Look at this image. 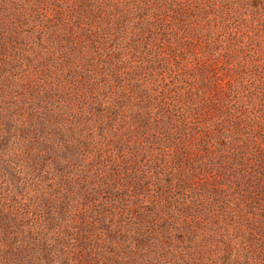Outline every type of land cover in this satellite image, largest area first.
Returning a JSON list of instances; mask_svg holds the SVG:
<instances>
[{
    "label": "rangeland",
    "instance_id": "obj_1",
    "mask_svg": "<svg viewBox=\"0 0 264 264\" xmlns=\"http://www.w3.org/2000/svg\"><path fill=\"white\" fill-rule=\"evenodd\" d=\"M1 5L8 6L3 12L19 9V17L4 32L11 35L9 48L0 51V218L20 203L43 199L48 227L65 221L74 227L64 234L80 257L72 261L65 256L57 264H104L105 257L115 264L110 252L99 253L107 246L104 226L128 223L131 213L148 216L150 202L158 201V211L167 210L170 216L160 227L183 229L177 213L181 202L190 201L191 209L207 205L210 211L193 244L186 233L174 230L185 241L167 242L163 256L153 263L137 250L141 264H264V0H0ZM65 18L72 23L63 34L74 29L81 46L47 41L61 31L57 26H64ZM180 18L185 21L175 23ZM8 19L4 14L2 21ZM98 40L103 42L96 44ZM61 45L70 47L66 55ZM82 49L97 56L87 61ZM68 57L87 71L69 66ZM47 65L55 82L85 75L97 80L93 86L77 84L85 90L84 102L70 103L82 128L76 158L70 135L63 136L57 123L47 135L35 120L41 106L30 105L35 98L28 93L50 88ZM171 125H182L179 136L170 138L179 145L167 137ZM46 136L53 140L45 146ZM48 147L59 149L54 155L58 162L74 151L73 168L45 162ZM87 151L95 157L91 178L99 187L91 199L85 185L71 196L59 172L76 177L79 165L88 168ZM177 153L185 156L183 163H176ZM165 163H171L174 174L158 185L156 169ZM59 184L60 194L49 199L51 188ZM172 196L178 201L176 214L167 204ZM112 210L116 215L110 216ZM65 213L73 215L61 218ZM86 232L93 248L80 252L77 245ZM117 242L123 240L118 237ZM82 253L92 260L83 261Z\"/></svg>",
    "mask_w": 264,
    "mask_h": 264
},
{
    "label": "trees",
    "instance_id": "obj_2",
    "mask_svg": "<svg viewBox=\"0 0 264 264\" xmlns=\"http://www.w3.org/2000/svg\"><path fill=\"white\" fill-rule=\"evenodd\" d=\"M12 5H17L16 3H13ZM8 7V6H3L1 5L0 7V32H2L0 35V44H1V49L0 51H5L7 48H9V41L11 39V35H5L4 32L7 31L8 27L12 25V23L15 24L16 18L19 17L18 15V10L15 8V11L10 10L3 12V8ZM11 7V6H10ZM19 8V7H18ZM166 8V7H165ZM23 10V8L20 9V12ZM165 12L167 9H164ZM170 12L167 11V13ZM25 11H22V16L25 17ZM9 18L8 22L7 21H2L3 16ZM61 16H64L63 14ZM183 17V15H181ZM89 18V17H88ZM145 20V19H144ZM147 22H151L152 19L146 18ZM80 23L83 22L85 25V20L83 17L79 19ZM185 20L183 19H176V22H183ZM72 21L68 20L65 18L62 22V27L57 26L58 30L61 31H56V35L50 34L47 38V41L51 42H58L62 44H69L70 45H75V46H81V44H78L75 40L76 38V31L74 29H71L69 35L63 34V32L67 29L68 24H71ZM92 24V23H91ZM84 25H81L80 29L84 30ZM9 30V29H8ZM152 32V31H150ZM153 33V32H152ZM57 38H60L57 40ZM126 41V39H124ZM171 40V39H170ZM169 42L171 43V41ZM103 40H98L97 43H102ZM128 46V45H127ZM55 46H51V49ZM64 48V49H61ZM60 51L61 54H65L68 52V49L70 47H65V45H61ZM67 50V52L65 51ZM69 54V53H68ZM82 58L86 59L89 61L91 57L97 56V55H91V53L85 52L83 49L81 51ZM1 56V55H0ZM3 56V55H2ZM69 56H71L69 54ZM70 57L67 58V60ZM66 62V61H65ZM69 66H74L77 70H83L82 65L80 64L79 61H71L67 63ZM108 64V63H107ZM105 64V65H107ZM57 68V67H56ZM56 68L54 70H56ZM121 66L117 64V69H120ZM87 71V69H84ZM95 68L91 69V71H94ZM47 71H53V68L49 65L44 70V74L46 76V82L48 80V83L50 85V88L46 89H40L36 88L35 91H31V93H28V88H25V94L28 93L30 96H34L35 100L32 101V105L39 104L41 106L40 108L37 106L35 111L37 112V115L35 116V120L39 121V126L41 129L47 132V135H49V128L53 127L55 123L56 128H59L60 132H62L63 136H69L70 138V143L74 145L76 150L75 158L78 156L77 152L80 151L79 148V138L81 140V135H82V128L80 126V123L78 119L76 118V114H74L73 110V105L71 106L70 103H72L74 100L81 103L84 102L83 96L85 95V90L80 89L78 85L80 86H93L96 85V79L95 77H92L91 75H85L83 76L82 80H79L77 77L76 78H69L66 79L65 81L61 82H55L53 80L54 77H52L51 74H48ZM91 81H88L87 79H91ZM91 85H90V84ZM96 83V84H95ZM47 84V83H46ZM4 91V90H3ZM67 92L70 94L69 97H65ZM54 93V94H53ZM65 93V95H63ZM56 95L59 96V100H56ZM38 97H43L42 102L39 103L37 102ZM51 98L54 101L46 100ZM56 98V99H55ZM55 102H59L60 105H55ZM54 103V104H53ZM41 104H45V106H42ZM47 112V113H46ZM187 113V112H184ZM49 117V121H48ZM57 117V118H56ZM186 120L182 121L185 122ZM201 119L198 120L197 124H201ZM59 124L60 125L59 127ZM165 122H159V126H163ZM184 129H185V123L183 124ZM171 128V129H170ZM168 131V139L170 141V138H173L174 136H179L177 135V132L182 131V125L178 128H174V125H171ZM174 128V129H173ZM198 131L201 130V127L197 128ZM54 133H50V135H53ZM196 135V133H193ZM61 136V134H58ZM197 136V135H196ZM53 140V137H48L43 140V144L46 146ZM167 139V138H166ZM171 144L179 145L180 142L176 140L170 141ZM81 146V145H80ZM181 148V147H180ZM57 149V148H56ZM56 149L52 148L49 149V147L46 150L45 159L44 161L49 163L50 165H54L56 163H59V165H63L65 167H69V165L73 166L74 164V151L69 150L71 155L68 157H64L65 161L58 162L56 161V157L54 156L56 154ZM170 150V148H168ZM178 149V148H177ZM59 150V149H57ZM182 150V148H181ZM169 151H164V155L167 154ZM67 154V153H66ZM68 155V154H67ZM92 154L87 151V153L83 156L85 161L88 160V168H83V166L79 165L78 167L81 169H77V173H75L76 177L73 176V174H67L66 171L62 170L59 171L60 177H61V182H63L67 188V191L70 192L71 196H74V194H77L80 192L82 189L83 185L86 186V194L88 195L87 198L91 199L93 195H95L99 191V187H95L93 185L94 180H92L91 177H93L92 172H96V160L95 157H91ZM44 157V154L43 156ZM82 157V158H83ZM173 159H175V155L172 156ZM74 158V159H73ZM184 155H180L177 153V158H176V163H183L184 162ZM101 160V159H100ZM103 161V160H102ZM209 169V163L207 162L206 164ZM46 166V165H45ZM171 163L167 164L165 163L164 165L161 164L156 170L158 173L161 174L160 178L158 177L159 184L161 185L166 181L168 176H173L174 172L171 170ZM21 170V169H20ZM167 171L166 174L163 173L162 171ZM45 171V172H50ZM54 172V171H52ZM79 173V174H78ZM51 177V176H50ZM47 177V180H51L52 184H56V180L54 178ZM168 181V180H167ZM180 182H183L180 178ZM38 184V182L36 183ZM48 187H51L50 185ZM60 188L61 185L59 184V188H51V192L48 194V198L53 199L54 197H57V194H60ZM168 189L169 193L173 194L175 192V183L173 179H171L170 182H168ZM79 190V191H78ZM168 193V192H167ZM41 198V195H37ZM174 196V195H173ZM169 198V201L167 202L168 205L173 207L169 211H172L173 213H177V206L176 202L177 199L174 197L173 199ZM53 197V198H52ZM37 201L35 202H30V203H20L19 208L17 207L16 211H7V214H4L2 218H0V264H57L59 261L63 260V257L68 256L67 260L70 258L72 261L78 260L80 257L77 253L74 252V249L76 245H71L70 240L72 238H69L64 234L65 231H74V227H72L69 223V221H65L64 226L62 225H56L54 227H48L46 214L48 213V210L46 209L44 205L43 199H36ZM45 200H47V197H45ZM59 200V199H58ZM184 201V200H182ZM55 201H53L51 204L48 205V209H53ZM54 203V204H53ZM150 206L152 209H149L148 216L139 213L137 216L135 213H131L130 216L132 217L131 220L128 221V223H112L108 226H104L102 228V233L106 235V241H107V246L102 247L99 250V253L103 254L106 252H110L109 256L112 257L111 261L115 264H141L139 258L137 256H140L141 253H143V256H146L149 258L147 262L153 263L152 261L155 260V262L159 261V259L163 256V251L162 248L166 247L165 245L167 242L171 245L173 239L177 238V241H185L184 237L177 236V234H174V232H177L178 234L180 233H186L184 236L187 237L188 239H191L188 241L190 245L193 244V241L195 239L196 235V230L199 229V224L201 220H205L207 216L209 215L207 205L201 206L200 210H194L191 209L189 206L191 203L190 201L186 202H181V208L182 210L179 211L180 214L177 213V220H178V225H182L183 229H179L174 225H171L169 227H164L159 225V223H164L167 221V219L170 218V216L167 214V210L162 213V209L158 211L160 208L159 202L158 201H152L150 202ZM159 206V207H158ZM211 207V206H210ZM71 208H76L72 206ZM33 209V210H32ZM36 215V217L31 216ZM69 215V214H68ZM73 215V214H71ZM69 215V216H71ZM116 215L115 211H110V216ZM66 213L62 215L61 218L63 217H68ZM136 216V218H135ZM137 218H139L140 221H138V227L134 226V233L131 230V227L136 224ZM148 219H150L151 223H146V225H143ZM64 220V219H63ZM134 221V222H133ZM54 221V219L52 220ZM184 226L187 227V229H184ZM162 228V229H161ZM175 230V231H174ZM174 231V232H173ZM135 234V237L133 235ZM120 238L123 240V242H117V238ZM66 238H69V242L66 241ZM78 238V237H77ZM138 239V242L136 241ZM79 241V239H77ZM171 241V243H170ZM136 242V246L133 245V243ZM204 242V241H203ZM197 243V242H196ZM77 248H81L80 252L84 251H89L92 250V245H91V240L88 236V233H84L82 235V240L80 241V245H77ZM128 249V252L125 250ZM137 250L141 253H137ZM158 252V253H156ZM127 253L131 255L130 261L126 260V256H129ZM87 254V253H86ZM108 254V253H107ZM135 254V255H133ZM157 254V256H156ZM82 260L84 259H90L91 255L90 254H83L81 255ZM70 257V258H69ZM107 259V260H106ZM83 260V261H84ZM109 259L105 257V263L108 264ZM80 262V261H79ZM92 262V261H89ZM171 263V261H169ZM183 264H190L188 262L182 261ZM77 263V262H76ZM75 263V264H76ZM192 263V262H191ZM192 264H197V263H192Z\"/></svg>",
    "mask_w": 264,
    "mask_h": 264
}]
</instances>
